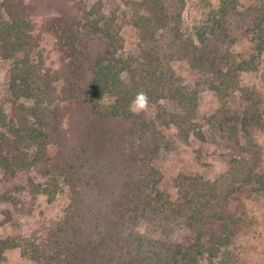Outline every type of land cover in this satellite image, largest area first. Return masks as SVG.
Segmentation results:
<instances>
[{
	"label": "rangeland",
	"instance_id": "obj_1",
	"mask_svg": "<svg viewBox=\"0 0 264 264\" xmlns=\"http://www.w3.org/2000/svg\"><path fill=\"white\" fill-rule=\"evenodd\" d=\"M94 18L132 61L123 80L149 82L154 52L151 69L195 104L168 90L137 119L95 112L89 64L107 43ZM0 23L14 47L0 38V264H183L193 247L203 264H264V0H0ZM17 61L56 115L37 159L16 130L34 97L8 91Z\"/></svg>",
	"mask_w": 264,
	"mask_h": 264
},
{
	"label": "trees",
	"instance_id": "obj_2",
	"mask_svg": "<svg viewBox=\"0 0 264 264\" xmlns=\"http://www.w3.org/2000/svg\"><path fill=\"white\" fill-rule=\"evenodd\" d=\"M97 19V18H96ZM96 19H93V22H91L93 28L95 31H100L102 35H104L106 39V48L104 49V52L94 58L90 64H89V71H90V77L88 80V95H89V103L92 107V109L97 113H99L100 116H114V117H123V118H139V115L133 114L129 110V102L133 100L136 93L140 90H143L148 94V96L152 98H158L159 96L167 93V91H171L170 97L173 99H177L179 102H186L187 105L195 104L196 95L194 92H187L182 90L181 88H176L175 85H173L172 82H165L162 81L163 77L161 73H157L156 69L158 68V61L157 58H155L153 55H155L154 52H147V66L148 68L145 69L146 77L149 76L150 80L147 82L145 78L138 77L136 79V76H129V80L125 79L123 80L122 71L124 69H129V71L132 73H136V70L133 68V65L131 64L130 58L128 61H126L127 57H124L121 54H117V47L118 43H116L117 37L110 33L109 29H103L104 26L98 25ZM161 20V17L158 15L156 18V22ZM11 28V26L3 25V23H0V38L4 41V49H5V55L11 56L13 46L12 43L9 42L10 40L8 36L10 33H8V29ZM93 34V33H90ZM224 33L219 34L220 36H223ZM67 42L74 37L69 34H65ZM205 39L200 37L201 45L205 44ZM194 50H198L202 54V57H206V52L203 53L199 51V47L197 45L194 46ZM14 66V73L11 75V81L13 83L9 87V94H12L14 96L20 94L25 95H32L34 97V103L36 104V111L35 113L36 119L35 121H29L26 119L24 120L23 126L19 127L16 130H20V136L19 138L23 140V145H27L28 143H33L37 147L36 155L32 157L31 159H37L38 155V149L41 150L42 147L45 145L47 132L45 131V127L47 124H52V121L55 119L56 115L52 114V109L48 110L46 108V105H43L44 101H49L48 97V90L43 85V79L40 77L36 78L39 81L32 82L35 80L34 72L28 65H23V67L20 65L19 61H17ZM151 66H155L156 69H151ZM247 67V66H246ZM244 67V69H246ZM25 84L23 86V91L21 85ZM27 84V85H26ZM169 86V87H168ZM169 88V89H168ZM105 95H109L114 97L113 103L109 104L107 107L99 106V101L103 100ZM19 96V95H18ZM252 114H254V110L251 111ZM4 116L3 109L0 108V121L2 120ZM140 123V132L144 134L147 131H150L152 129V124L149 123V121L145 118H143ZM236 123V122H235ZM11 130L12 133H17L18 131ZM19 133V132H18ZM17 136V135H16ZM24 151V149H23ZM25 152V151H24ZM23 152V171H25L24 168L29 169L31 159L26 156L27 153ZM26 154V155H24ZM20 163V162H19ZM84 163H88L86 159L80 158L79 164L81 166H84ZM22 166V164L20 165ZM87 170V168H86ZM98 171V169H96ZM70 171L73 173L72 169L70 168ZM70 173V172H69ZM81 173L84 175L86 173L85 170H81ZM155 173H152V177H154ZM94 174H92L93 176ZM73 179L75 177L74 173L70 175ZM71 178V179H72ZM88 182V181H86ZM155 179L152 178L151 182V188H153V191L155 190ZM73 185H81V183H74ZM79 192L78 190H75V193ZM156 192V195H154L155 200H165V202L168 201V199H163L162 195H158V192ZM82 197H80L79 201ZM80 242V241H79ZM192 250V251H191ZM183 262V264H203L202 263V257L201 252L198 250V248H190L189 252L185 251L179 256V260L176 259V262Z\"/></svg>",
	"mask_w": 264,
	"mask_h": 264
},
{
	"label": "clouds",
	"instance_id": "obj_3",
	"mask_svg": "<svg viewBox=\"0 0 264 264\" xmlns=\"http://www.w3.org/2000/svg\"><path fill=\"white\" fill-rule=\"evenodd\" d=\"M150 106L149 97L146 92L140 90L136 93L133 100L130 102L129 110L133 114H140L146 112Z\"/></svg>",
	"mask_w": 264,
	"mask_h": 264
}]
</instances>
